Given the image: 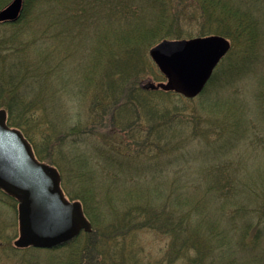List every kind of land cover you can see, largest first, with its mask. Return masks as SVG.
<instances>
[{
    "label": "trees",
    "instance_id": "obj_1",
    "mask_svg": "<svg viewBox=\"0 0 264 264\" xmlns=\"http://www.w3.org/2000/svg\"><path fill=\"white\" fill-rule=\"evenodd\" d=\"M8 1L0 0V8ZM180 1L22 0L19 18L0 23V108L7 113L6 123L20 130L38 160L54 165L53 154L62 160L63 154L69 155L70 166L56 165L60 185L66 197L81 202L91 224L89 233L61 246L67 258L60 262L90 264V252L94 264H264L262 171L228 172V167L219 171L217 166L213 171L206 168L204 186L199 185L198 174H174L172 185L162 189L157 175L149 173L152 166L144 167L145 159L134 158L152 151L154 157L161 155L172 144L178 161L186 155L181 147L189 135L183 138L182 133H188L189 125L192 134L206 141L210 135H223V144L208 143L221 154L230 152L223 150L227 141L240 140L249 130L250 118L248 122L244 113L228 108L215 93L246 65L259 68L264 0H186L185 6ZM88 29L94 30L93 59L84 69L79 57L69 79H81L75 100L84 104L89 98L86 116L77 115L79 120L72 125V118L60 123V110L46 101L65 93L58 75L74 54L73 41L81 40ZM211 34L229 39L230 49L197 97L186 99L140 86L146 77L163 80L148 55L154 44ZM256 80L257 87L264 85V75ZM263 97L264 91L255 95L261 109ZM187 103L192 112L185 114L182 104ZM197 108L209 112L220 108L222 114L206 118L196 114ZM107 112L113 121L117 113L118 118L128 114L126 127L134 125L142 141L135 155L105 146L104 140H90L104 128L101 117ZM85 132L89 137L79 140ZM36 134L42 135L38 142ZM260 140L264 145V134ZM74 149L80 150L79 156ZM137 167L140 171L133 170ZM119 179L126 188L116 189ZM188 181L195 183L192 190ZM144 230L169 238L156 261L140 259L143 250L135 238Z\"/></svg>",
    "mask_w": 264,
    "mask_h": 264
},
{
    "label": "rangeland",
    "instance_id": "obj_2",
    "mask_svg": "<svg viewBox=\"0 0 264 264\" xmlns=\"http://www.w3.org/2000/svg\"><path fill=\"white\" fill-rule=\"evenodd\" d=\"M10 1L11 0H9L4 6H6ZM177 1L180 0H176V2ZM185 1L186 0H181L180 3L185 6ZM4 6H2L1 8H3ZM93 32L94 30L88 29L82 35L81 40L73 41L74 43L72 44V48L74 50V54L69 57L68 61L65 63L58 75L60 78V84H62V88L65 93H62L63 95L61 98L53 100L48 99L46 101V105H49L50 108L52 106H55L57 110H60V115L62 116V118L58 120V122L60 123L62 122V120L67 121L69 120V118H72V125L79 120L77 115L81 116L83 119L86 116V111L88 109L87 101H89V98H86L84 104H79L75 100L80 97L77 92L78 86L76 85V82H79V84H81V79L79 78V81H76V76H74L75 78H72L70 81L69 79L73 74V67L76 65L75 61H78L79 57L81 58L79 60L81 68L83 67L84 69H87L90 66L91 60L94 56L93 51L95 47V45L91 44ZM262 36L263 37L261 39L259 49V53L261 56L259 68L254 69L252 66L246 65V67L241 70L240 75H238L234 81L227 84H220L215 93V98H221V100L224 101L223 103L228 104L226 105L228 108L230 107L232 108V110L236 109L238 110V112L244 113L243 115H246V120L248 122L250 118V122L248 123L249 130L247 131L245 136L240 140H238V138H234L232 139V141H227L226 144L223 145V150H225L226 148L230 149L229 153L221 154L220 151L213 148V145L208 144H216L213 143L215 141L212 140H217V143L220 142L221 144H223L222 140L225 138L223 135H210V138H206L208 140L206 141L205 138L203 139L198 135L192 134L193 126L189 125L187 129L188 133H182L183 138H186V136L189 135V137L187 138V143H184V146L181 147V150H183L186 155H184L183 157H178V161H175L174 158L176 152L174 150H171L172 144L168 148L162 149L163 154L157 155L155 157V151H152L148 156H144L145 153L135 155L136 153L134 152L138 150L137 145H141L142 143V141H140L141 138L138 137L139 135L137 134L139 133V131H135L134 125H130L131 127L128 128L126 127L127 124L125 122H127L128 120L126 118L128 114L124 118H122L123 116L118 118L119 113H117L116 120L113 121L111 114L108 112L107 115L101 117V119L103 120L101 125L104 126L102 131L96 132V134L92 137H89V133L85 132L84 136H79V140L84 137H89L91 141L104 140L107 144L105 146L114 145L119 150H125L129 153H132V155H135L134 158L137 160L140 159L142 161V159H145V161H143V166L145 167L147 164H150L152 166L151 168H149V173H154V175H157L158 179H160V181L163 183L162 186L160 185L162 189H167L169 185H172L170 183L174 178V174H188L190 177H195L198 174L201 177L199 185L204 186L207 182L205 174L207 170L206 168L212 169V167L217 168V166H219V171H223L221 169L228 167V172H232V169L239 168L240 171L245 169H252L254 172L262 171L264 173V145L262 144L263 141L260 140V136H263L264 134V120L262 119L263 114L261 111L264 109L260 108L261 106L255 98V95L258 91H264L263 84L258 87L256 86L257 77H261L264 75V65H262V63H264V35ZM66 52L70 53V50L67 49ZM146 81L157 82L151 77H146L142 81V83H140V86ZM67 97L69 102L66 100ZM73 101L75 102V104H73ZM176 102L179 105L181 104L178 101ZM263 102L264 97L262 103ZM182 105L186 106L187 108L185 114L192 112L191 103ZM198 113H201L200 115L206 118L216 117L217 115L222 114L220 108L219 110L210 112L207 111V109H204V111H202L197 108L196 114ZM93 125L99 126V123H95ZM133 131L135 132L133 133ZM41 136L42 135L40 134H36L34 140L38 142V139ZM72 153H74L76 156H79L80 150L74 149ZM90 153L92 156H96V153L94 151H91ZM63 155L65 156L64 160L59 158V156H56V154H53V159L56 161V163L52 166L56 168L58 173L59 168L56 165L62 167L66 165L70 166L72 164L69 155ZM82 160L83 158H80L81 163ZM182 160L187 162H180ZM41 162L49 164L46 161ZM133 170L140 171V167H137ZM95 177H97V172H95ZM118 181V185H121L122 187L116 186V189L126 188L127 184L123 182V180L119 179ZM191 184H195L194 181H192V183L188 181L187 183V188L190 190H192L193 187L191 186ZM218 204L219 203H214L213 206L215 207ZM17 236V202L10 200L9 198H7V196L0 193V264H66L68 262L67 260L60 262L67 258V250H65V247L58 246L52 249H17L13 246V242L17 238ZM135 240V242H137V244L141 246L143 250L140 253V259H142L143 261H156V259H159L163 255L169 238L163 234H158L150 230H144L138 232ZM89 255L90 264H94L95 261L92 259L90 252Z\"/></svg>",
    "mask_w": 264,
    "mask_h": 264
},
{
    "label": "water",
    "instance_id": "obj_3",
    "mask_svg": "<svg viewBox=\"0 0 264 264\" xmlns=\"http://www.w3.org/2000/svg\"><path fill=\"white\" fill-rule=\"evenodd\" d=\"M21 8L22 0H11L0 9V22L16 21ZM229 48L228 39L217 34L161 40L148 55L164 80L146 81L141 87L194 98ZM6 117L0 109V190L17 202L18 236L13 246L51 249L90 232L81 203L65 197L56 168L36 159L30 143L6 124Z\"/></svg>",
    "mask_w": 264,
    "mask_h": 264
}]
</instances>
